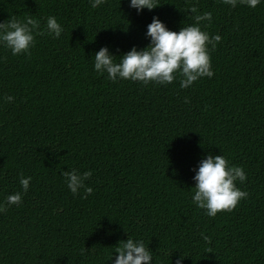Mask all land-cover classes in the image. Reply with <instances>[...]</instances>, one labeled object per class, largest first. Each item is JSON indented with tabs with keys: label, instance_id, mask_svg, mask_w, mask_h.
Instances as JSON below:
<instances>
[{
	"label": "trees",
	"instance_id": "16d2710c",
	"mask_svg": "<svg viewBox=\"0 0 264 264\" xmlns=\"http://www.w3.org/2000/svg\"><path fill=\"white\" fill-rule=\"evenodd\" d=\"M137 14L129 0H0V23L39 21L27 55L0 45V264H112L128 236L153 264H264V3L158 0ZM195 7L196 13L190 9ZM222 40L209 45L214 76L189 88L112 82L94 70L101 47L143 49L154 16L169 30L195 23ZM64 31L54 39L46 21ZM12 96L7 102L4 97ZM208 155L244 169L248 193L210 218L192 203L194 171ZM91 171L76 196L63 173ZM19 206L6 205L22 192ZM210 238V243L203 237Z\"/></svg>",
	"mask_w": 264,
	"mask_h": 264
},
{
	"label": "clouds",
	"instance_id": "9594fccd",
	"mask_svg": "<svg viewBox=\"0 0 264 264\" xmlns=\"http://www.w3.org/2000/svg\"><path fill=\"white\" fill-rule=\"evenodd\" d=\"M232 8L238 4L249 8H256L264 0H223ZM92 8H98L106 0H89ZM160 4L158 0H129V7L135 9L137 14L144 9L154 10ZM191 13L197 9L192 7ZM211 13L195 15V23L182 27L178 32L172 31L156 16L147 25L145 38L149 44L143 49L133 46L128 52L119 56L110 53L107 47H101L94 55V70L99 75L107 74V79L112 82L118 80H131L144 85L155 83L158 85L172 84L179 79L180 88H189L203 77L211 79L214 71L211 66L209 45L215 49L222 40L220 35L210 36L201 29V23L211 22ZM47 33L54 39L60 38L64 29L56 17L50 16L46 21ZM39 21L27 18L26 21L9 19L7 23H0V45L9 49L12 55H27L35 45V35H43ZM7 102H12L14 97H4ZM195 182L192 203L205 214L214 218L219 212L232 211L248 193L237 187V182L243 184L247 180L244 169L240 166L230 165L223 155H208L201 159L197 168L193 169ZM67 188L76 196L84 189V197L90 195L92 189L85 187V181L92 176L91 171L83 174L76 170L63 173ZM31 177L21 174L20 185L22 192L9 194L6 205L19 206L22 204L23 195L29 191ZM5 210V204H0V212ZM203 239L210 243V238ZM110 260L112 264H153L154 257L149 247L143 240L133 239L128 236L115 248ZM184 255H181L175 264H182Z\"/></svg>",
	"mask_w": 264,
	"mask_h": 264
}]
</instances>
